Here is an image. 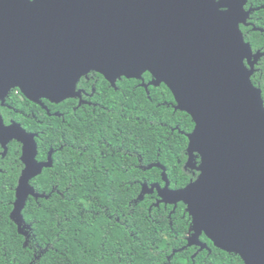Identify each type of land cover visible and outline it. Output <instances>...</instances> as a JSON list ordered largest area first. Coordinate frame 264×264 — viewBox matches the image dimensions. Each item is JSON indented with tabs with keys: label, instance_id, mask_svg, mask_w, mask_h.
I'll list each match as a JSON object with an SVG mask.
<instances>
[{
	"label": "water",
	"instance_id": "obj_1",
	"mask_svg": "<svg viewBox=\"0 0 264 264\" xmlns=\"http://www.w3.org/2000/svg\"><path fill=\"white\" fill-rule=\"evenodd\" d=\"M247 0H0V101L18 89L29 101L58 104L80 97L90 71L112 87L120 78L164 84L174 110L188 114L187 167L199 173L182 189L152 185L159 203L186 206L187 246L212 244L243 264H264V104L251 82L261 51L252 52L240 25ZM257 30L256 28H253ZM261 31V30H260ZM54 115L58 116V113ZM35 134L0 116L3 155L21 144L24 168L12 218L19 225L30 181L52 166L38 162ZM199 163H194V158Z\"/></svg>",
	"mask_w": 264,
	"mask_h": 264
},
{
	"label": "trees",
	"instance_id": "obj_2",
	"mask_svg": "<svg viewBox=\"0 0 264 264\" xmlns=\"http://www.w3.org/2000/svg\"><path fill=\"white\" fill-rule=\"evenodd\" d=\"M250 8L240 31L253 53H264V0H247L245 9ZM150 80L145 72L141 79L120 78L112 88L90 71L76 89L90 93L96 106L74 111V98L46 100L49 116L22 95H10L6 103L20 111L11 118L37 133V158L45 160L50 151L52 166L30 181L37 197L26 198L18 225L12 213L20 146L9 145L12 168L1 165L0 173V264H243L205 235L200 241L206 249L187 246L186 206L159 203L156 190L146 192L164 186L163 174L171 189H182L199 175L186 164L191 117L174 110L164 84L147 91L139 85ZM251 82L264 104V57ZM55 112L63 113L61 126Z\"/></svg>",
	"mask_w": 264,
	"mask_h": 264
},
{
	"label": "flooded vegetation",
	"instance_id": "obj_3",
	"mask_svg": "<svg viewBox=\"0 0 264 264\" xmlns=\"http://www.w3.org/2000/svg\"><path fill=\"white\" fill-rule=\"evenodd\" d=\"M143 81H141V82H139V85L141 86V83H142ZM149 82V81H148ZM147 82V83H148ZM109 83V82H108ZM144 83H146V82H144ZM109 86H111L110 85V83H109ZM112 87V86H111ZM142 87V86H141ZM112 88H114V87H112ZM144 88V87H143ZM145 89V88H144ZM76 91H78L79 93H80V97H75L74 99H76V101H77V106L76 107H73V110L75 111V109L77 108V107H79V106H87V107H95L96 106V104L95 103H93L91 100H90V98H91V94L90 93H88L84 88H77L76 89ZM15 94V95H17L18 97H19V99H22V93L18 90V89H12V90H10L9 92H8V94L6 95V97H5V99L3 100V101H0V116H1V118H2V120H3V123H4V125L5 126H9L12 122H16V121H14L12 118H11V115L14 113V112H16V113H20V111L19 110H17L16 108H14L13 106H11V105H9V104H7L6 103V100L10 97V95L11 94ZM22 95V96H21ZM24 97V96H23ZM29 101V100H28ZM44 101H46L45 99H42L41 101H40V103H35V102H31V103H33V104H35V105H37L42 111H44L48 116H49V114H50V112L48 111V109H47V106H45V104H44ZM22 113V112H21ZM56 113V112H55ZM54 113V114H55ZM40 114V113H39ZM26 117H30V118H32V119H34V120H36V122L37 123H41L39 120H37L36 119V117H35V115H33V114H30V115H27V114H24ZM4 116L5 117H7V120H5L4 119ZM58 118H60V121H59V125L61 126L62 125V123H64V119H63V113H61V112H58ZM16 123H18V122H16ZM18 124H20V123H18ZM21 125V124H20ZM22 126V125H21ZM27 133H30V134H35L36 136H35V138H34V140L36 139V137L38 136L37 135V133H34V132H28L24 127H22ZM12 142H16V141H11L10 143H8V145L6 146V154L5 155H3V149H2V147L0 146V159H1V162H0V173L3 171L2 169H1V165L2 166H4V167H8V168H12V164H13V162H10L9 160H8V155H9V145L12 143ZM19 146H20V153L18 154V160L20 161V163H21V166H22V168H21V170H20V175H21V172H22V170H23V168H24V165L22 164V162H21V160H20V158H21V148H22V146H21V144L20 143H18V142H16ZM37 146V145H36ZM37 148V147H36ZM49 153H50V151H49ZM49 153H48V155L46 156V158H45V160H39L38 158H37V156H38V150H37V156H36V159H37V161L38 162H46L47 161V159H48V156H49ZM7 160V161H6ZM20 175H19V177H20ZM19 177H18V179H19Z\"/></svg>",
	"mask_w": 264,
	"mask_h": 264
}]
</instances>
